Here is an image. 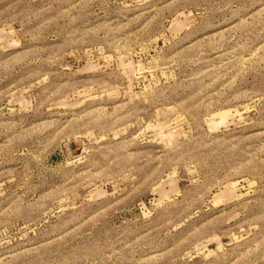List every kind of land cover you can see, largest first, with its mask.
I'll use <instances>...</instances> for the list:
<instances>
[{"label": "rangeland", "instance_id": "obj_1", "mask_svg": "<svg viewBox=\"0 0 264 264\" xmlns=\"http://www.w3.org/2000/svg\"><path fill=\"white\" fill-rule=\"evenodd\" d=\"M0 264H264V0H0Z\"/></svg>", "mask_w": 264, "mask_h": 264}]
</instances>
